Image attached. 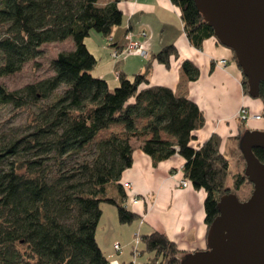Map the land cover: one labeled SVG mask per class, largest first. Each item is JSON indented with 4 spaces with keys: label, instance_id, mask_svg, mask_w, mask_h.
Listing matches in <instances>:
<instances>
[{
    "label": "trees",
    "instance_id": "obj_1",
    "mask_svg": "<svg viewBox=\"0 0 264 264\" xmlns=\"http://www.w3.org/2000/svg\"><path fill=\"white\" fill-rule=\"evenodd\" d=\"M172 2L181 11L190 44L202 49L215 36L195 1ZM120 3L0 0V78L21 72L42 54L43 45L73 42L70 51L57 56L54 75L17 91L0 83L1 105L36 108L29 130L0 142V264H110L90 238L106 205L116 206L131 221L136 218L126 207L121 182L133 165L136 143L155 164L176 154L183 158V178L206 192L207 232L219 215L221 197L237 195L248 182L238 151L244 167L227 185L231 164L221 151L220 135L192 144L206 124L198 104L166 86L151 85V65L170 68L171 58L180 56L175 45L151 55L144 72L131 77L120 73L113 90L94 74L98 59L86 39L92 31L112 37L124 20ZM182 66L189 81L200 78L199 67L190 60ZM242 86L249 96L246 78ZM260 96L264 103L263 84ZM115 126L121 129L109 132ZM247 130H241L238 142ZM253 152L264 163V148ZM141 246L145 264H180L187 254L159 231L146 234Z\"/></svg>",
    "mask_w": 264,
    "mask_h": 264
},
{
    "label": "crops",
    "instance_id": "obj_2",
    "mask_svg": "<svg viewBox=\"0 0 264 264\" xmlns=\"http://www.w3.org/2000/svg\"><path fill=\"white\" fill-rule=\"evenodd\" d=\"M120 8L124 13V20L122 26L115 28L111 35V47L108 40L100 34L91 35L93 38L88 43V38L86 39L87 48L98 59L94 74L108 81L112 89L119 84L120 73L131 77L144 72L151 55L175 45L180 56L171 58L170 68L158 62L151 65L148 74L151 85L166 86L177 95H185L196 102L203 111L206 124L196 131V139L192 144L197 147L213 134L220 135L223 142L221 151L228 158L231 155L235 157L237 167L234 173L241 171L244 164L238 153L237 137L244 128L263 131L264 119L252 120L241 126L238 113L245 106L254 113L261 114L264 112V103L244 93L242 82L245 77L236 63L235 54L215 37L204 41L202 49L192 46L185 33L181 11L172 0H121ZM127 35L149 50L148 59L137 53L114 63L111 58L112 49L115 44L116 48L124 49L128 41ZM185 59L199 67L198 80L191 82L185 76L182 66ZM222 61L226 63L221 64ZM140 145L136 143L133 165L121 178L127 193L126 207L129 212L136 214V218L131 221L116 206L106 205L100 227L90 238L91 242L110 264H132L134 260L131 258L133 250H126L118 255L113 247L121 242L120 238L125 231H128L132 239L137 233L143 238L146 234L159 231L187 254L207 249L208 232L204 209L206 192L196 190L192 185L188 188L180 186L184 168V160L180 155L176 154L171 159L155 164ZM132 197L140 199V203L132 204ZM98 234L107 237L105 244L99 240ZM146 260L139 257L136 264H145Z\"/></svg>",
    "mask_w": 264,
    "mask_h": 264
},
{
    "label": "water",
    "instance_id": "obj_3",
    "mask_svg": "<svg viewBox=\"0 0 264 264\" xmlns=\"http://www.w3.org/2000/svg\"><path fill=\"white\" fill-rule=\"evenodd\" d=\"M214 32L229 48L249 86L260 99L264 85V0H194ZM244 175L254 186L242 202L235 193L221 197L219 215L208 230L207 249L190 252L180 264H264V163L255 148H264V130H247L239 140Z\"/></svg>",
    "mask_w": 264,
    "mask_h": 264
},
{
    "label": "rangeland",
    "instance_id": "obj_4",
    "mask_svg": "<svg viewBox=\"0 0 264 264\" xmlns=\"http://www.w3.org/2000/svg\"><path fill=\"white\" fill-rule=\"evenodd\" d=\"M92 36L98 35L97 32L92 31ZM89 36L87 39V43L93 38ZM109 43V41H108ZM111 46L112 44L109 43ZM91 48V44H89ZM73 47L72 40H68L65 42L59 43H48L41 47L42 54L36 59L29 61L24 69L16 73L14 76H5L4 78H0V83L6 86L11 91H17L18 89H22L23 87L27 86V84L36 83L39 80H43L55 74V60L61 51H70ZM93 48V47H92ZM120 50V49H119ZM130 57V55H129ZM113 62V61H112ZM118 61L114 60V63ZM113 87L111 90L115 89ZM36 112V108L28 107V109H15L10 105H1L0 104V142L8 143L12 138H17L23 135L28 129L30 122L33 120L34 113ZM145 121H140V126L143 125ZM120 126H115L111 131L120 130ZM107 132L106 134H108ZM231 169L230 174L236 171V159L233 155L229 157ZM245 164V161H244ZM233 178L232 176L229 178L227 185L229 187L232 186ZM254 186L251 183L246 182L243 184L242 188L237 192V197L244 202L245 200L250 198L252 194ZM102 234V233H101ZM98 234L99 240H102L103 244L106 243L107 237L101 236ZM121 242L118 244L123 247L124 251L126 250H133V242L135 235L132 236L128 233V231L123 232ZM102 238V239H101ZM132 240V241H131ZM142 243V242H141ZM139 249L142 247L141 244L139 245ZM123 251V253H124ZM134 252V250H133ZM140 258L145 259L147 255L139 256ZM131 258L133 256L131 255Z\"/></svg>",
    "mask_w": 264,
    "mask_h": 264
},
{
    "label": "built area",
    "instance_id": "obj_5",
    "mask_svg": "<svg viewBox=\"0 0 264 264\" xmlns=\"http://www.w3.org/2000/svg\"><path fill=\"white\" fill-rule=\"evenodd\" d=\"M143 35H145V33H143ZM146 36V35H145ZM127 44L125 46L124 49L122 50H119L118 48H113L112 49V53H111V58H113L114 60L116 61H119V60H126V57L128 55H131V54H139L141 55L142 57H145L146 59L149 58V50H147L144 46L141 45L140 42H135L131 39V36L130 35H127ZM109 43L112 44L113 43V37H109L108 39ZM110 46V45H109ZM111 47V46H110ZM226 63L225 61H222L221 64H224ZM238 119H241V121H244L245 123H249L251 122L252 120H255V121H262L264 119V112H262L261 114H258V113H254L251 109L245 107V106H242L239 113H238ZM180 186L182 188H188V186H190V181L185 178H183L180 182H179ZM132 204H139L140 203V199H138L137 197H132L131 198V201H130ZM142 237L139 233L136 234L135 238H134V242H133V262L132 264H136L137 263V260H138V256H139V245L141 244L142 242ZM115 248V251L117 252L118 255H122L123 254V247H121L120 244L116 243L114 246Z\"/></svg>",
    "mask_w": 264,
    "mask_h": 264
}]
</instances>
